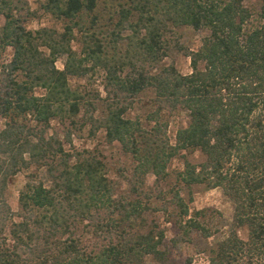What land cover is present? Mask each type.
Instances as JSON below:
<instances>
[{"label":"trees","instance_id":"1","mask_svg":"<svg viewBox=\"0 0 264 264\" xmlns=\"http://www.w3.org/2000/svg\"><path fill=\"white\" fill-rule=\"evenodd\" d=\"M245 1L39 0L59 26L29 28L25 0H0V264L162 261L163 229L146 217L158 210L177 230L172 244L207 241L205 264H264V0ZM179 26L205 31L197 48L174 40ZM170 47L188 57V73L162 64ZM82 77L81 87L69 82ZM147 91L144 125L127 111ZM175 109L187 122L170 143L160 113ZM53 120L61 137L46 131ZM82 129L132 157L125 193L113 195L98 151L72 145ZM193 152L202 158L189 160ZM176 156L171 205H152ZM20 172L12 209L4 192ZM195 184L220 189L227 224L207 208L188 211L180 191Z\"/></svg>","mask_w":264,"mask_h":264},{"label":"rangeland","instance_id":"2","mask_svg":"<svg viewBox=\"0 0 264 264\" xmlns=\"http://www.w3.org/2000/svg\"><path fill=\"white\" fill-rule=\"evenodd\" d=\"M26 5L35 10V17L28 20L26 26L29 28H35L38 25H55L59 26V22L52 20L48 15H45L38 8L39 0H25ZM257 2L255 0H247L244 2L246 6H256ZM104 5V6H103ZM108 4L100 3L98 5V11L104 10L102 13L104 22L108 16L109 7ZM1 23V17H0ZM175 38L179 44L187 47L188 49H195L198 47L201 37L205 34L204 30H194L189 26H179L174 28ZM128 30L122 31V38L128 33ZM105 39H108L105 38ZM174 40H172L174 42ZM125 38L118 42L120 49H124ZM107 44V41H106ZM72 46L78 49L79 43L77 41L72 42ZM10 50L6 49L5 57H8ZM63 57H59L55 61L56 67L60 68ZM162 64H173L176 69L181 73H188L190 71L188 57L182 55L175 48L170 47L167 50L166 56L162 59ZM91 83V80H88ZM71 85L73 86H83L86 84L87 80L85 77L82 78H70ZM99 86L98 80L89 85L90 87ZM152 96V92L147 91L141 97L137 103L127 111V116L130 118L138 117L143 124H146L144 119L146 113L150 111L153 107L150 105L148 100ZM160 118L166 121V137L170 143L173 142L175 130L184 126L187 122V113L182 109H175L173 111H161ZM147 125V124H146ZM64 125L60 124L58 121L53 120L50 123L49 128L46 130L48 133H54L57 135H62ZM61 137V136H60ZM72 145L77 149H87L89 151H98L105 165L106 177L112 182V192L115 197L120 194L125 193L128 190V184L126 179L132 174V167L134 161L132 157L120 150L117 144H105L103 142L102 131H97L93 137L86 135L84 129L79 130L76 134L71 136ZM68 147L67 144H64ZM191 161H198L202 157L198 152H193L186 156ZM181 168V158L176 156L171 158L166 166L168 171V176L165 181L160 183L162 190V196L160 198L151 197L150 201L152 205H159L161 203L167 204V200L171 196L169 188L174 184V171ZM24 180L23 172L17 173L8 180L5 189V198L12 209L16 208V195L17 188L21 185ZM153 182V177L147 175L145 178V185L151 186ZM180 195L183 201L188 207V211L192 209L207 208L209 211L216 212V219L218 220V225L227 224L231 218L232 207L230 202L223 196L218 187L206 188L201 184H195L190 187L189 193L185 190L180 191ZM190 197V199H188ZM166 200V201H165ZM171 205V204H167ZM170 209L172 206H167ZM148 222L156 223L160 228L163 229L164 241L162 243V248H166L167 253L164 260L159 261L151 256H145L142 264H205L206 261V246L207 241L203 238L195 236L191 242H176L172 244L170 239L177 232L175 226L170 222L166 221L164 215L158 210V212L147 213L146 214ZM189 259V260H188Z\"/></svg>","mask_w":264,"mask_h":264}]
</instances>
